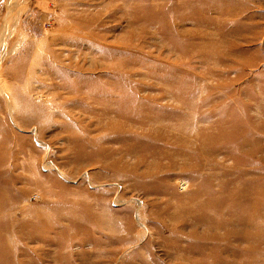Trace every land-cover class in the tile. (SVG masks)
I'll list each match as a JSON object with an SVG mask.
<instances>
[{
    "label": "rangeland",
    "instance_id": "374dc122",
    "mask_svg": "<svg viewBox=\"0 0 264 264\" xmlns=\"http://www.w3.org/2000/svg\"><path fill=\"white\" fill-rule=\"evenodd\" d=\"M0 264H264V0H0Z\"/></svg>",
    "mask_w": 264,
    "mask_h": 264
}]
</instances>
